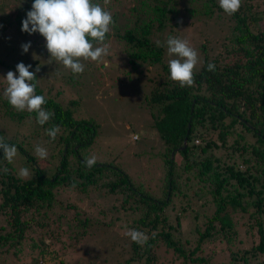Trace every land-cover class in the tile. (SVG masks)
<instances>
[{
    "label": "trees",
    "instance_id": "trees-1",
    "mask_svg": "<svg viewBox=\"0 0 264 264\" xmlns=\"http://www.w3.org/2000/svg\"><path fill=\"white\" fill-rule=\"evenodd\" d=\"M17 1L24 3L19 11L16 4L13 11L11 3L1 1L0 19L6 16L10 24L22 29V20L34 0ZM102 1L93 0L113 10L111 3L105 6ZM134 1L138 8L132 10L140 22L133 29L126 28L123 34L118 29L115 35L130 44L128 56L134 66H161L159 75L163 73V77L153 82L146 98L153 128L164 147L161 189L156 196L151 194L145 183H135L112 163L97 162L87 168L84 156L98 126L76 117L80 99L62 105L44 93L36 76L35 92L46 98L45 109L54 113L41 126L36 122V113L17 112L4 97L6 87H1L0 104L8 120L24 128L34 121V126L31 133L22 134L21 138L17 134L8 138L0 131V136L21 152L26 161L24 167L30 172L29 179H19L13 163L3 158L0 150V170L8 169L0 171V254L14 262L28 256L30 264H65L49 250L61 243L73 253L61 237V224L69 232L68 241L79 242L94 222L89 216L81 217L77 204L67 202L63 206L58 195L100 189L120 201L111 208L125 216L122 228L130 241L126 264H264V0H242L240 10L231 16L220 8L218 0H204L198 13L196 8L187 7L183 14H199L205 25L216 30L217 26L224 35L215 49L208 47L209 40L200 45L203 62L195 72V84L184 88L170 78L168 64L164 62L166 41L177 26V22L171 26V19L177 20L180 15L177 1ZM182 2L189 5L198 1ZM167 25L170 29L166 41L160 42V32ZM24 33L34 40L42 38L38 32ZM153 36L159 40L154 41ZM157 41L164 46L157 47ZM209 63L215 64L214 72L208 71ZM16 65L0 60V66L6 67L4 75L16 72ZM92 69L90 65L85 71L90 73ZM75 76L69 75L65 81L70 83ZM54 125L60 131L56 140L51 141L46 129ZM36 137L48 151V163H41L24 147L25 138ZM185 139L187 145L181 150ZM193 184L198 185L196 191L191 190ZM176 198H180L179 203ZM194 198H200L202 203L198 205ZM177 204L179 213L173 218L171 211ZM57 210L65 212L52 222ZM187 211L194 212L195 225L183 234L180 219ZM68 212H74L72 219H65ZM115 220L112 218L108 224H115ZM239 227L250 233L256 243H242ZM131 229L150 237L152 233L156 235L141 247L127 235ZM208 246L222 248L224 261L214 262L213 251L206 254Z\"/></svg>",
    "mask_w": 264,
    "mask_h": 264
},
{
    "label": "rangeland",
    "instance_id": "rangeland-1",
    "mask_svg": "<svg viewBox=\"0 0 264 264\" xmlns=\"http://www.w3.org/2000/svg\"><path fill=\"white\" fill-rule=\"evenodd\" d=\"M3 1L11 3L13 11L15 9L13 4L17 5L16 11L24 7L23 1ZM13 1L16 2L12 3ZM176 1L180 15L177 20L171 19L173 21L171 26L177 22V26L173 28L172 37L188 40L189 45L197 51L200 61L197 65L198 70L203 62L200 45L209 40L207 42L208 47H211V50L215 49L224 34L217 26H215L216 30L205 25V21L200 19L199 14H197L201 6L204 5V0H197L198 2L189 5L182 2L184 0ZM101 3L104 5V0ZM110 3L113 8L110 12L113 18L114 15L116 16L114 21L117 27L114 25L107 36L106 42L109 44L110 53L109 57L106 58L107 66L103 63L104 65L101 67V63L90 60L82 61L85 70L90 65L93 69L90 70V73L84 71L82 74L76 75L73 80H69L70 83H67L65 78L67 79L69 75L73 77L74 74L60 63H55V61L49 63L50 54L46 48L45 38L41 36L42 38L37 37V40H34L32 36L26 35L18 28L15 23L10 24L6 16L0 19V60L11 65L18 64V62H22L26 66L32 65L30 71H35L39 65L40 71L36 73L38 86L44 90L47 96L53 97L62 105L67 106L69 100L80 99L81 103L79 111L75 113L76 117L98 126L97 135L92 145L87 148L85 156L95 155L97 162H108L119 166L135 183H145L147 190L156 196L163 181L161 154L164 147L153 128V120L149 106L146 104V98L149 96L153 82L161 80L163 73L159 75L162 72L160 64L134 66L130 63L128 56V52L132 49L130 44L116 38L117 35L115 34H117L118 29L120 34H123L126 28L133 29L136 23L140 22L132 10V8H138V3H135L134 0H110ZM191 4L192 6H190ZM187 7L196 8L197 13L190 17L183 14ZM11 21H14V18ZM191 22L193 26L189 25ZM262 26H264V22ZM169 29L170 26L167 25V28H164L162 33L160 32L162 36L160 42L166 41V34ZM226 32L227 30L225 34ZM153 40L159 39L155 37ZM35 41L38 42V45ZM28 42L31 43V47L27 53H24L21 46ZM166 48L167 46H165ZM165 49L164 62L168 64V61L175 57H169L167 49ZM5 68L0 66L2 72L0 88L7 86L6 75L3 74ZM16 75L18 76V74ZM58 92H61L60 95L57 94ZM4 111V107L0 104V131L5 133L8 138H14L16 134L21 138L23 137L22 134L27 135L32 132L34 121L27 123L28 126L24 128L8 120ZM24 142V147L31 155H36L35 147L37 145H44L39 137L25 138ZM36 157L39 158L37 155ZM48 159L49 157L46 160H40L41 163L45 161L48 163ZM24 162L26 161L18 150L13 162L16 172L24 167ZM197 189L198 185L193 184L191 186L192 191ZM190 196L185 200L188 201ZM115 197L100 189L87 190L86 193L78 191L60 193L58 199L63 206L67 202L77 204L81 217L89 216L94 223L88 227L87 234L79 242L68 241L69 232H65L62 223L59 229L62 232L61 237L65 239L64 242L70 248L68 250L72 249L73 253L71 254L65 247H62L61 243L52 245L49 248L50 252L58 255L65 264H126L125 258L126 256L129 257L130 241L124 234L126 231L122 228L125 216L115 213L111 208L112 205H119L120 203L119 200H115ZM176 200L179 203L180 198H176ZM194 200L197 201L198 205L202 203L200 198L199 200L194 198ZM186 201L182 205H185ZM64 212V210H57L51 221L54 222L55 218ZM171 213L173 218L179 213V204ZM192 215L194 212L187 211L180 219V229L183 234L189 232L195 225ZM73 216L74 212H68L65 219H72ZM112 218L116 219L115 224L109 225L108 223ZM52 226L53 229L57 230L55 225ZM239 231L242 243L247 246L252 245V242L256 243L257 240L252 239L249 236L250 233L246 232L243 227H239ZM211 251H213L214 262L224 261L221 254L222 248L208 246L206 254L209 255ZM66 252H68L67 255ZM24 258L28 259V256ZM26 259L14 262L8 256L0 254V264H30Z\"/></svg>",
    "mask_w": 264,
    "mask_h": 264
},
{
    "label": "clouds",
    "instance_id": "clouds-1",
    "mask_svg": "<svg viewBox=\"0 0 264 264\" xmlns=\"http://www.w3.org/2000/svg\"><path fill=\"white\" fill-rule=\"evenodd\" d=\"M109 3L110 0H104L105 6ZM241 4L242 0H219L220 8L229 16L237 13ZM114 25L111 12L93 0H34L31 10L22 20L21 30L29 35L37 32L42 35L50 54L49 63H60L74 75H79L85 71L82 61L90 60L107 66L106 58L110 53L106 40ZM163 46L157 41V47ZM166 46L169 57H175L168 61L170 78L181 88L194 86V76L200 62L197 51L189 45L188 40L172 36L168 37ZM21 47L23 52L27 53L31 43H25ZM31 67L32 65L26 66L21 62L16 65L18 76L13 71L7 73L4 97L17 112L36 113V122L43 126L54 113L45 109L46 98L35 92L37 84L34 81L40 66L38 65L35 71H30ZM215 67V64L209 63L207 69L214 72ZM59 131V126L54 125L46 129V134L51 141H55ZM0 150L3 151V158L12 164L18 153L17 147L0 136ZM35 153L40 159L48 158V151L43 146L37 145ZM84 163L91 169L96 165L97 157L85 156ZM0 171L7 172L8 169ZM16 175L21 180L30 178L27 167L18 169ZM127 235L143 247L150 238L154 239L156 234L152 233L150 237L145 232L131 229Z\"/></svg>",
    "mask_w": 264,
    "mask_h": 264
},
{
    "label": "water",
    "instance_id": "water-1",
    "mask_svg": "<svg viewBox=\"0 0 264 264\" xmlns=\"http://www.w3.org/2000/svg\"><path fill=\"white\" fill-rule=\"evenodd\" d=\"M184 146L181 148V150H183L185 148V146L187 145V139L184 140Z\"/></svg>",
    "mask_w": 264,
    "mask_h": 264
}]
</instances>
